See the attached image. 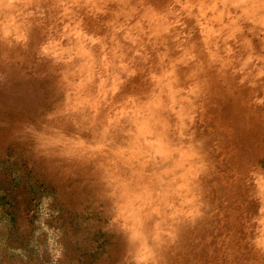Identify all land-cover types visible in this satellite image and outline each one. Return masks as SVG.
<instances>
[{"label": "clouds", "instance_id": "obj_1", "mask_svg": "<svg viewBox=\"0 0 264 264\" xmlns=\"http://www.w3.org/2000/svg\"><path fill=\"white\" fill-rule=\"evenodd\" d=\"M0 264H264V0H0Z\"/></svg>", "mask_w": 264, "mask_h": 264}, {"label": "rangeland", "instance_id": "obj_2", "mask_svg": "<svg viewBox=\"0 0 264 264\" xmlns=\"http://www.w3.org/2000/svg\"><path fill=\"white\" fill-rule=\"evenodd\" d=\"M16 192L15 191H10L9 193H8V201H9V203L11 204V206H12V209L14 210L15 209V198H16Z\"/></svg>", "mask_w": 264, "mask_h": 264}]
</instances>
